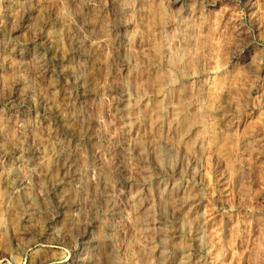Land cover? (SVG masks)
Segmentation results:
<instances>
[{
	"label": "clouds",
	"instance_id": "clouds-1",
	"mask_svg": "<svg viewBox=\"0 0 264 264\" xmlns=\"http://www.w3.org/2000/svg\"><path fill=\"white\" fill-rule=\"evenodd\" d=\"M0 264H264V0H0Z\"/></svg>",
	"mask_w": 264,
	"mask_h": 264
}]
</instances>
